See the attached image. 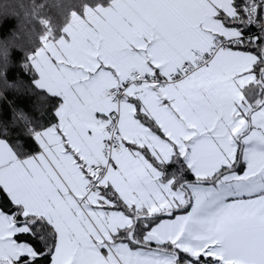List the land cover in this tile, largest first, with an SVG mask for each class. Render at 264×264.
Segmentation results:
<instances>
[{"label": "snow or ice", "instance_id": "obj_1", "mask_svg": "<svg viewBox=\"0 0 264 264\" xmlns=\"http://www.w3.org/2000/svg\"><path fill=\"white\" fill-rule=\"evenodd\" d=\"M18 7L0 264H264V0Z\"/></svg>", "mask_w": 264, "mask_h": 264}, {"label": "trees", "instance_id": "obj_2", "mask_svg": "<svg viewBox=\"0 0 264 264\" xmlns=\"http://www.w3.org/2000/svg\"><path fill=\"white\" fill-rule=\"evenodd\" d=\"M27 2L28 0H0V23H3V14L6 11H11L12 9H15L16 12H20V9L18 7L19 4ZM9 18H12L14 20V23H19V20L15 17L9 16Z\"/></svg>", "mask_w": 264, "mask_h": 264}, {"label": "clouds", "instance_id": "obj_3", "mask_svg": "<svg viewBox=\"0 0 264 264\" xmlns=\"http://www.w3.org/2000/svg\"><path fill=\"white\" fill-rule=\"evenodd\" d=\"M0 39H3L2 37H0Z\"/></svg>", "mask_w": 264, "mask_h": 264}]
</instances>
